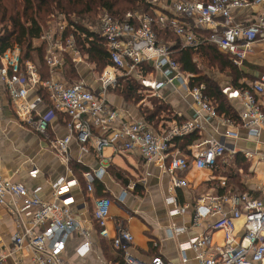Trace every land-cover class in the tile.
Returning <instances> with one entry per match:
<instances>
[{"label": "built area", "instance_id": "1", "mask_svg": "<svg viewBox=\"0 0 264 264\" xmlns=\"http://www.w3.org/2000/svg\"><path fill=\"white\" fill-rule=\"evenodd\" d=\"M149 11L143 14L127 13L118 20L107 11L99 17L98 26L90 27L105 48L109 64L98 75L90 87L85 81L68 82L61 79L44 80L37 66L23 59L22 49L14 45L1 50L0 42V86L5 88L14 106L17 119L23 126L34 129L49 139L48 146L64 163L71 159L70 145L73 139L81 151L87 153L94 148L103 155L106 148L118 153L141 158L147 165H157L172 179V191L185 185L178 174L187 172L191 165L215 170L225 155H235L227 138H236L235 127H243L252 138L264 134V75L254 81L248 89L236 91L244 104L239 123L219 116L209 98L204 95L205 86L191 87L190 79L175 60L173 45L160 42L155 27L175 34L182 48L203 51L206 44L217 47L229 55L236 66L243 65L252 53V47L264 36V0H145ZM261 7L256 21L238 22L237 13ZM66 20V19H65ZM69 34H65L66 31ZM75 27L65 21L56 33L46 29L41 37L45 43V62L51 73L61 71L65 60L70 59L75 67L82 64L83 48L91 41H76ZM85 35L82 36L85 39ZM136 81L140 93L157 94L166 86L178 83V87L191 95L201 112L211 119L222 120L229 129L221 139L202 143L205 148L191 156L175 148L174 139L194 133L199 125L193 118L182 114L181 123L163 134H156L144 120H130L106 98V92L118 85L119 79ZM47 108L44 112L43 108ZM58 113L68 117L69 135L63 139H50L49 130ZM94 140V144L92 141ZM200 147V146H199ZM246 156H251L246 153ZM192 159V160H191ZM105 174V169L88 171L84 179L89 192ZM222 185L225 186L223 180ZM79 186L76 179H59L53 185L50 200H42L39 189L30 191L22 182L5 178L0 172V206L16 218L19 232L11 237V247L0 242V264L11 257L18 260L28 250L33 264H75L65 259L67 241L74 233L85 242L77 250L83 257L92 249L90 233L76 218L71 207L75 203L72 190ZM264 195V185L260 188ZM169 203L175 206L170 215L183 214L185 208L177 205L176 199ZM108 197L96 198L93 202V218L99 227V235L109 238L108 219L112 207ZM226 204L230 206L226 211ZM82 205V208H85ZM215 217L212 231L224 234V245L215 246L211 234L190 239L181 245L183 261H188L185 252L192 250L199 264H264V201L248 193H229L221 196L201 198L194 210V221L200 223L205 217ZM243 219V235L236 232V221ZM176 234L183 228L173 227ZM172 233V232H171ZM134 241L131 232L120 224L113 239L114 248L124 253L123 264H141L129 254L128 247ZM85 250L82 252V250ZM146 264H174L161 256Z\"/></svg>", "mask_w": 264, "mask_h": 264}, {"label": "crops", "instance_id": "2", "mask_svg": "<svg viewBox=\"0 0 264 264\" xmlns=\"http://www.w3.org/2000/svg\"><path fill=\"white\" fill-rule=\"evenodd\" d=\"M261 9V7H254L242 10L237 13L236 19L238 22L256 21ZM85 27L90 28L86 25ZM39 42L42 43V40H35L34 45L41 46L36 45ZM199 54L205 59L203 51L196 52L195 57ZM84 61L77 67L74 66L79 77L77 81H85L90 87L100 90L98 85H93L98 79L99 73H96L88 64L90 63L89 57L84 58ZM31 62L37 66L40 72L36 62ZM70 62L69 58L65 60L63 69L54 73H51L47 66L48 78L46 80L51 78L67 80L66 74ZM239 68L244 73V77L239 81L240 87H236L234 83L222 87L238 116L243 112L244 104L236 91H242V85L251 86L254 81L264 75V36L253 45L252 53ZM67 81L75 82L69 81V79ZM124 81L127 80L120 78L118 85L106 92V98L121 112L122 116L130 120L145 121L146 112L141 106L142 102L137 105L129 104L123 96L117 93V89L122 87L121 84ZM154 96L161 104L159 106L161 122L159 121L156 126L145 122L156 134H163L174 127L176 123H181L182 114L193 118L199 125V129L195 132L200 136V139L191 146H187L185 150L176 146L173 141L175 148L183 154L191 156L192 152L199 153L205 148L202 143L211 139H221L229 129L221 119H211L207 114L201 112L192 96L180 89L177 82L161 89ZM261 102L264 104V97ZM47 108H43L44 112H47ZM68 121L66 115L58 113L51 123L50 139L67 137L69 135ZM235 131L237 132L236 138H227L231 149L236 151L235 155H225L224 159H220L219 167L215 170L199 169L192 164L187 172L178 174L185 185L172 191V179L157 165H147L141 158L118 153L113 148H106L103 155L97 153L94 148H90L89 152L85 153L81 151L80 144L73 139L69 151L71 159L69 163H64L50 150L49 139L46 136H42L33 128L20 123L11 99L5 88L0 86L1 174L5 178L24 183L30 191L39 189L37 195L42 200L53 198V185L61 178L66 181L76 179L79 182V186L71 192L75 199L71 209L90 233L92 249L81 257V253H78L77 250L85 240L78 233L72 234L67 241L64 256L69 262L75 264H123L124 253L114 248L112 242L116 236V227L122 223L134 238L128 247L129 254L141 264L149 263L156 256H161L174 264H199L196 254L192 250L185 252L188 261L184 263L181 245L192 238L205 234H211L215 246H223L224 234L210 229L216 220L215 217L207 216L198 224L193 219L194 210L201 198L232 193H219L220 188L227 186V181L226 178L220 176L221 174L217 177L216 171H220L227 162H234V156L241 154L249 166L246 171L240 170V174H245L246 179L240 181L241 188L239 190L264 201V195L260 190L264 185V134L256 139L250 137L248 131L243 127L238 128L237 126ZM92 144H94V140ZM246 153H250L251 156H246ZM101 169H105V174L95 183L94 191L89 192L84 174L88 171ZM223 180L225 186L222 185ZM99 197H108L113 202L108 219V239L100 237L99 227L93 218V202ZM171 198L176 199L179 207L185 208L183 214L170 215L171 210L175 208L169 203ZM82 205L86 207L82 208ZM225 208L229 212L228 204ZM243 223V219H239L235 223L239 237L243 235ZM173 227L183 228L184 232L176 234L171 230ZM18 232L16 218L7 208L0 206V242L2 245L10 248L11 237ZM84 250L85 248L82 252ZM19 258L20 264H33L32 255L28 250L23 251ZM16 260H18L17 257H11L1 264H13Z\"/></svg>", "mask_w": 264, "mask_h": 264}, {"label": "trees", "instance_id": "3", "mask_svg": "<svg viewBox=\"0 0 264 264\" xmlns=\"http://www.w3.org/2000/svg\"><path fill=\"white\" fill-rule=\"evenodd\" d=\"M139 9H142L143 13L149 11L145 0H0L1 50L3 51L14 45L20 46L23 59L25 61L36 62L42 77L46 80L48 78V71L45 62V48L42 45L35 46L34 41L41 39L46 31V24L51 18L63 15L65 16L64 19L69 20V25L75 27L77 31L75 33L76 41L80 45L84 46L82 41H91L90 39L94 37L93 42H90V47L88 49L83 48L82 53L86 52L89 61L95 63L102 71L109 64L107 51L97 42L101 40L81 22L87 21V23L91 24L89 27H92L96 23L99 13L102 11H107L114 18L123 20L127 13H135ZM73 14H76L80 18V22L70 19V16ZM154 30L157 33L159 41L166 44H173V56L181 65L184 74L189 77L191 87L205 86L203 93L209 98L219 116L239 123V116L229 102V98L223 88L211 79V77L202 75L198 71L192 59L195 51L190 48H182L179 38L168 30L157 27ZM65 34L67 35L69 33ZM83 35L86 36L85 39L82 38ZM169 38L172 41L169 42ZM203 53L221 70H227L232 73L235 86L240 87L239 81L244 77V73L232 62L229 55L210 44L203 46ZM66 75H71V79L79 78L73 64L69 65ZM71 79L69 81H73ZM122 84V86L127 85V92L124 95L126 101L128 100L127 103L139 104L141 101L136 98L140 90L139 84L133 80L124 81ZM249 87L247 85L241 86L243 90ZM160 105L159 103L155 109L146 112L145 121L148 124H154L156 126L159 123L161 114ZM199 139L200 136L197 132H194L183 137H177L174 139V142L176 146L185 150L187 146H191ZM234 158V162H231L233 169L230 167L228 171L227 169L224 170L223 165L221 167L222 169L215 173L216 176L221 174L220 176L226 178L227 181V186L219 189V193L221 194L228 192L245 193L239 190L241 188L240 170L246 171L249 164H247L241 154H237Z\"/></svg>", "mask_w": 264, "mask_h": 264}, {"label": "rangeland", "instance_id": "4", "mask_svg": "<svg viewBox=\"0 0 264 264\" xmlns=\"http://www.w3.org/2000/svg\"><path fill=\"white\" fill-rule=\"evenodd\" d=\"M103 12L104 11H102V12L99 13V15L97 17V21H96V23L92 27L98 26L99 17H100L101 14H103ZM135 13L143 14V11H142V9H139ZM64 17L65 16L60 15L58 17L51 18L47 22V24H46V29L57 34V32L60 31V24L65 25V21L68 24H70L69 20L68 19L65 20ZM70 19L75 20L77 22H80L79 21L80 18L76 14L71 15L70 16ZM81 23L84 24V25H86V26H90L91 25V24L87 23V21L86 22H81ZM69 31L70 30L66 31V33H69ZM168 40H169V42L172 41V39H170V38ZM36 45H42V46L45 47V43H43V42L42 43L39 42V44H36ZM195 54L196 53L194 52V55L192 56V59H193L195 65L197 66L198 71L200 72V74L207 75V76L211 77V79H213L221 87H226L227 84L234 83V76L232 75V73H230L227 70H221L219 67L216 66L215 63H213L212 61H210L207 58V56L205 57V59H203V57L200 54L198 55L199 57L198 56L195 57ZM70 64H73V63L70 62ZM88 64L96 71V73H99V74L101 73V68L98 67L95 63L90 62ZM73 66H74V64H73ZM70 68H72V67H70ZM68 69H69V66H68ZM66 77L68 79H71V75H66ZM71 80L77 81L78 79H71ZM126 87H127V85L122 86L121 88H118L117 89V93L119 95H121V96L124 97V95H126V92H127ZM136 98L139 101L142 102V105L141 106H142V108L144 109L145 112H147L149 110L155 109L156 106L159 104V100L156 98V96L152 95L151 93H145V94H143V93H140L139 92V94L137 95ZM124 99L126 100L125 97H124ZM131 100H133V99L131 98ZM230 167H232V169H233V166L231 165V163H227L224 166V170L227 169V171H228V169ZM240 176H241L240 181H244L246 179V175L245 174H240Z\"/></svg>", "mask_w": 264, "mask_h": 264}]
</instances>
